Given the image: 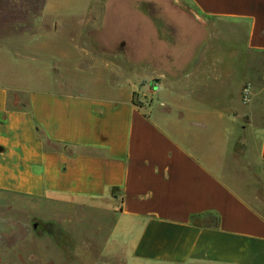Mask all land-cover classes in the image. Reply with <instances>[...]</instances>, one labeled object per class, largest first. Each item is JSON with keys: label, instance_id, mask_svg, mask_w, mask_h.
Listing matches in <instances>:
<instances>
[{"label": "crops", "instance_id": "0c3cea01", "mask_svg": "<svg viewBox=\"0 0 264 264\" xmlns=\"http://www.w3.org/2000/svg\"><path fill=\"white\" fill-rule=\"evenodd\" d=\"M189 1L204 17L245 25V50L264 54V0ZM13 2L0 0L4 31ZM124 6L125 0H48L44 17L64 34L91 22H99L98 36L107 26L137 32V15L118 14ZM139 20L147 36L145 68L152 72L141 83H117L114 77L105 83L99 73L81 91L34 90L25 107L14 108L0 82V191L80 203L100 220V236L18 240L38 246L32 264L61 259L65 264H264L263 91L256 92L248 112L257 124L251 128L259 139L262 174L249 180L256 188H242L222 175L229 171L226 158L221 148H212L230 133L218 124L222 115L205 96L187 90L201 69H215L207 46L181 56L174 49L169 65L163 60L168 55L158 51L168 45L166 35L145 15ZM40 21L38 16L33 32L38 53ZM3 30L1 37L12 36ZM112 46L140 51L124 36ZM185 62L192 70L182 82L178 69ZM78 66L85 72L94 67ZM257 66L264 69V63Z\"/></svg>", "mask_w": 264, "mask_h": 264}, {"label": "rangeland", "instance_id": "374dc122", "mask_svg": "<svg viewBox=\"0 0 264 264\" xmlns=\"http://www.w3.org/2000/svg\"><path fill=\"white\" fill-rule=\"evenodd\" d=\"M47 1L19 0L17 4L14 0L10 5L7 30L12 36L1 37L3 29L0 27V39H6L3 45L0 44V82L9 89L10 105L14 108L25 107L29 93L34 90L81 91L95 80L93 75L98 76L99 73L104 75L100 80L105 83H109L113 77L117 83H130L134 80L141 83L143 78L152 73L149 68H145V60L149 55L146 51L147 36L139 30L142 23L139 19L145 15L147 19L153 20L154 30L166 35L168 45L158 48V51L168 55L163 60L169 65L175 62L174 49L181 56L183 51L188 53V50L194 48L198 53L202 46H207V59L211 64L216 62L215 69H201L196 73L194 85L187 87V90L193 92L195 97L205 96L218 114L222 115H218V124L225 125L230 131L227 139H219L212 146L214 149L221 148L222 159L226 158V168L232 174L223 172L222 175L230 183L242 188L257 187L254 181L249 185V180L262 174L256 156L259 139L252 132L251 125L257 124L253 123L248 112L256 92L264 93V69L257 66V63H264V54L245 50L241 43V37L246 32L245 25L204 17L189 0H125V6L119 8L118 14L137 15V32L107 26L98 36L99 22H91L83 27L76 24V29L73 25L64 34L62 31L65 30L54 28L53 22L44 17ZM105 12L110 13L107 8ZM38 16L41 18L39 53L37 38L33 36V32L38 30ZM3 17L4 14L0 15V25L5 24L2 22ZM209 32L213 36H208ZM122 36L132 39L140 51L132 54L127 47L112 46ZM97 41L108 46L107 50L111 52ZM56 49L65 51L59 52ZM178 59L180 62L181 57ZM84 63H92L94 67L85 72L78 66ZM191 70L186 62L180 66L178 73L182 82H185L183 78ZM134 97L138 101L135 94ZM261 105L264 106V101L259 107ZM233 175L237 177L233 178ZM261 185L264 188V183L261 182ZM74 205L78 207L75 210L71 208ZM89 211L82 209L80 203L49 201L0 191V264H32V249L37 251L38 246L32 245L31 241L25 244L19 238L79 239L100 236L98 215ZM21 247L25 253L20 250ZM42 250L45 252V247ZM54 263L65 264L66 261L61 259ZM42 264L49 262L45 260Z\"/></svg>", "mask_w": 264, "mask_h": 264}, {"label": "trees", "instance_id": "16d2710c", "mask_svg": "<svg viewBox=\"0 0 264 264\" xmlns=\"http://www.w3.org/2000/svg\"><path fill=\"white\" fill-rule=\"evenodd\" d=\"M134 102L137 103V101L134 99ZM138 104V103H137Z\"/></svg>", "mask_w": 264, "mask_h": 264}]
</instances>
